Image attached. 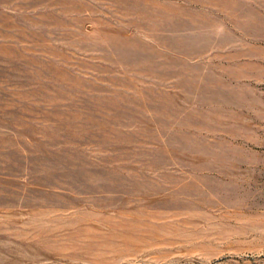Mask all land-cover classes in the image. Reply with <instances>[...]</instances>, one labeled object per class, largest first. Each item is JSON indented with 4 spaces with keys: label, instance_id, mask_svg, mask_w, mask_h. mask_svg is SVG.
<instances>
[{
    "label": "rangeland",
    "instance_id": "374dc122",
    "mask_svg": "<svg viewBox=\"0 0 264 264\" xmlns=\"http://www.w3.org/2000/svg\"><path fill=\"white\" fill-rule=\"evenodd\" d=\"M0 264H264V0H0Z\"/></svg>",
    "mask_w": 264,
    "mask_h": 264
}]
</instances>
